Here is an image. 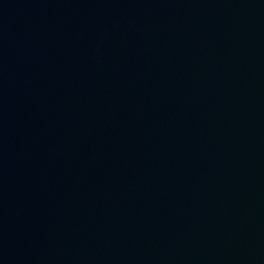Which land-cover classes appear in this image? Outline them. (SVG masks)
<instances>
[{
  "label": "water",
  "instance_id": "water-1",
  "mask_svg": "<svg viewBox=\"0 0 264 264\" xmlns=\"http://www.w3.org/2000/svg\"><path fill=\"white\" fill-rule=\"evenodd\" d=\"M0 264H264V0H0Z\"/></svg>",
  "mask_w": 264,
  "mask_h": 264
}]
</instances>
